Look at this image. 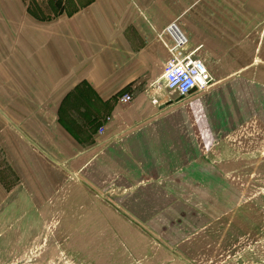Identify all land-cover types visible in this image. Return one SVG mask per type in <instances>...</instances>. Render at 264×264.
I'll use <instances>...</instances> for the list:
<instances>
[{
    "label": "rangeland",
    "instance_id": "374dc122",
    "mask_svg": "<svg viewBox=\"0 0 264 264\" xmlns=\"http://www.w3.org/2000/svg\"><path fill=\"white\" fill-rule=\"evenodd\" d=\"M187 53L216 84L236 81L221 108L234 132L215 133L207 91L168 113L150 158L135 141L44 168L36 89L0 113V264H264V71L234 76Z\"/></svg>",
    "mask_w": 264,
    "mask_h": 264
},
{
    "label": "crops",
    "instance_id": "0c3cea01",
    "mask_svg": "<svg viewBox=\"0 0 264 264\" xmlns=\"http://www.w3.org/2000/svg\"><path fill=\"white\" fill-rule=\"evenodd\" d=\"M174 23L190 37L187 48L213 56L219 72L264 71V0H0L1 115L36 89L48 120L37 141L44 168L62 155L70 162L99 148L126 152L135 141L150 158L168 113L189 98L156 107L145 94L170 58L165 31ZM235 82L221 79L202 97L215 133L234 132L221 108ZM124 94L130 104L120 102Z\"/></svg>",
    "mask_w": 264,
    "mask_h": 264
},
{
    "label": "built area",
    "instance_id": "2783aa9c",
    "mask_svg": "<svg viewBox=\"0 0 264 264\" xmlns=\"http://www.w3.org/2000/svg\"><path fill=\"white\" fill-rule=\"evenodd\" d=\"M169 26L165 34L169 37L170 43L167 48L170 58L164 65V71L160 79L150 85L151 91H147V96L154 106H159V96L164 92L168 100L172 98H186L193 94L209 91L214 85V78L208 70L206 63L200 58H193L187 53L188 38L177 29ZM133 98L129 94L120 97V102L130 104ZM104 130L100 128L102 133Z\"/></svg>",
    "mask_w": 264,
    "mask_h": 264
},
{
    "label": "bare ground",
    "instance_id": "6f19581e",
    "mask_svg": "<svg viewBox=\"0 0 264 264\" xmlns=\"http://www.w3.org/2000/svg\"><path fill=\"white\" fill-rule=\"evenodd\" d=\"M175 32H178L177 29L180 31V29L178 27H174L172 28Z\"/></svg>",
    "mask_w": 264,
    "mask_h": 264
}]
</instances>
